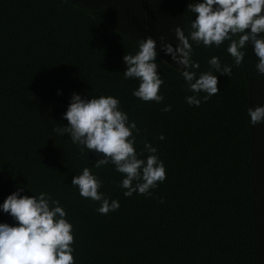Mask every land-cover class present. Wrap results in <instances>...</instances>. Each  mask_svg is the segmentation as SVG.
Segmentation results:
<instances>
[{"label":"trees","instance_id":"1","mask_svg":"<svg viewBox=\"0 0 264 264\" xmlns=\"http://www.w3.org/2000/svg\"><path fill=\"white\" fill-rule=\"evenodd\" d=\"M198 2L0 0V205L18 188L58 200L73 226L74 264H264V122L252 125L248 114L264 106V75L253 47L236 66L230 41L192 42L197 78L211 71L220 89L206 102L199 93V106L186 102L197 94L160 48L161 37L176 47L178 26L189 35L188 4ZM148 36L157 41L160 103L135 97L139 80L123 74V56ZM213 56L231 77L211 68ZM73 93L117 98L139 129L138 158L150 154L146 142L157 149L166 179L151 195L126 197L113 164L94 167L102 157L53 130L68 124ZM85 167L117 210L100 214V202L72 185ZM0 223L17 221L0 208Z\"/></svg>","mask_w":264,"mask_h":264},{"label":"clouds","instance_id":"2","mask_svg":"<svg viewBox=\"0 0 264 264\" xmlns=\"http://www.w3.org/2000/svg\"><path fill=\"white\" fill-rule=\"evenodd\" d=\"M187 11L196 14L189 35L178 26L176 47L161 37L160 48L180 66L188 90L197 94L186 97L189 105H200L198 94L201 92L206 94L203 96L206 102L220 91L218 78L211 71L202 72L197 78L193 69H199L200 65L191 58L192 42L219 47L224 41H230L227 51L236 66L244 58L241 49L251 44L258 58L257 72L264 75V0H200L189 3ZM157 55V41L148 36L139 41L135 55L123 56L127 66L124 77L139 80L133 95L145 102L160 103L164 99L159 94L164 81L158 73ZM208 63L216 72L231 77V66H222L218 57L213 56ZM119 105L120 101L112 96L85 99L73 93L63 114L68 124L53 130L60 135L68 134L74 144L83 145L102 157L96 160L94 167L113 164L115 170L124 175L120 187L126 189V197L137 191L151 195V190L166 179L164 164L155 154L157 149L147 142L144 147L150 154L146 159L138 158L133 130L138 132L139 129L135 121L128 123V115ZM170 110V105L162 109ZM248 114L252 125L264 122V106L249 108ZM72 185L79 188L82 197L100 202L97 209L100 214L106 215L120 207L117 200L109 202L104 193L98 191L102 181L88 167L73 177ZM21 191L18 188L12 192L0 205L4 213L17 221L16 225L0 223V264H74L73 226L65 219L66 212L59 201L47 193L42 192L38 197L22 196Z\"/></svg>","mask_w":264,"mask_h":264}]
</instances>
